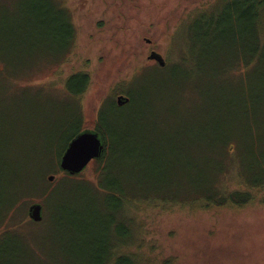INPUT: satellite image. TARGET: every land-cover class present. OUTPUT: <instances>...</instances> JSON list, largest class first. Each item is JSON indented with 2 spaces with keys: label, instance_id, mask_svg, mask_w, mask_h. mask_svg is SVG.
<instances>
[{
  "label": "rangeland",
  "instance_id": "obj_1",
  "mask_svg": "<svg viewBox=\"0 0 264 264\" xmlns=\"http://www.w3.org/2000/svg\"><path fill=\"white\" fill-rule=\"evenodd\" d=\"M37 1L74 24L71 49L32 17ZM217 1L0 0V264H78L118 216L99 187L131 196L134 251L146 259L264 264V194L244 205L205 198L231 164L225 141L239 143L240 173L251 149L264 160V95L253 87L264 67L237 63L214 31L207 39L200 14ZM76 73L90 79L79 95L67 83ZM80 120L102 122V133H81L109 150L68 180L60 155ZM36 204L40 222L29 218Z\"/></svg>",
  "mask_w": 264,
  "mask_h": 264
},
{
  "label": "trees",
  "instance_id": "obj_2",
  "mask_svg": "<svg viewBox=\"0 0 264 264\" xmlns=\"http://www.w3.org/2000/svg\"><path fill=\"white\" fill-rule=\"evenodd\" d=\"M36 9H33L32 17L40 22L42 25H49L48 33L54 28V31L51 33L53 37L59 39L63 45L67 43L70 39L69 47L66 49H71L73 47V40L76 38V28L72 22L68 25L65 23L64 17L61 14L57 13L51 5L48 3H40L37 1ZM59 7H61L58 4ZM209 11H202L200 16L203 18L200 21L206 26V34L208 39V34L210 32H215L217 39L224 42L223 47L235 48L239 53L236 54L237 63H242L252 66L257 64L264 67V0H218L215 5L208 7ZM31 17V15H30ZM74 28H73V27ZM64 29V31L58 32L59 30ZM62 35V36H61ZM255 79V78H254ZM264 81V78H262ZM253 87H258L259 90L262 89L264 95V82L262 80L259 82L258 79H255ZM67 83L70 84L69 91L70 93H76L79 95L90 85V79L88 74L85 73H76L75 76L72 75ZM252 85V84H251ZM255 107L256 102L252 98L249 102L245 103V109L249 111V117L246 116V130L245 134H249L250 143L253 142L251 135L253 136V121H255ZM252 113V116L250 115ZM249 121L251 122L250 124ZM250 126V127H249ZM95 131L102 133L103 127L102 122L96 123L92 127L83 126L82 120L79 121L75 133L71 136L69 141L66 144V147L62 150L60 159L67 149L69 143L79 136L83 131ZM249 132V133H248ZM257 137V136H256ZM224 143V142H222ZM236 139L225 141L224 145H227V151L231 156L229 158L230 166L223 169L221 177L216 180V189L213 190V193H208L205 195L207 205L215 206H225L226 204H238L244 205L248 204L255 196V193L264 194V160L259 157V154L254 150L249 151V155L253 158L254 162L251 166L249 157L246 159L248 166L246 170H242L241 173L237 166L234 164L237 161L233 157L236 147L238 145ZM107 142H104V152L103 155L95 160L101 162L105 157L106 150L109 146ZM252 146V144H251ZM108 158V156H107ZM249 159V160H248ZM107 161V160H106ZM105 162L104 165H106ZM61 170V169H60ZM105 171V166L100 171V175ZM62 173L66 174L65 179L75 180L74 176L69 173H65L61 170ZM229 172L231 177L228 178ZM249 177H246V176ZM238 178L239 180L235 185H231V180ZM82 182V181H79ZM233 186V188H230ZM101 192L111 195L114 194L117 198H114V208L118 216L111 220L107 225L100 227L97 239L95 242L89 244V253L87 257L81 258L78 260V264H173V260L165 259L160 261H154V259H146L140 253L134 251V246L137 244L136 238L139 235L135 223L133 221L131 212L134 205H131L130 197L123 191L117 192L115 188L109 187L103 189ZM218 188V189H217ZM117 193H116V192ZM222 193V194H221ZM219 194H221L219 196ZM219 196V198H217ZM179 204V203H178ZM115 211V212H116ZM121 217V218H120ZM84 225H80L81 230ZM80 230V231H81ZM141 237V235H139Z\"/></svg>",
  "mask_w": 264,
  "mask_h": 264
},
{
  "label": "water",
  "instance_id": "obj_3",
  "mask_svg": "<svg viewBox=\"0 0 264 264\" xmlns=\"http://www.w3.org/2000/svg\"><path fill=\"white\" fill-rule=\"evenodd\" d=\"M149 59H155L160 64H164L158 54L152 53ZM120 105L128 103L129 99L119 96L117 99ZM104 152V142L97 133L85 132L74 138L68 145L60 159V169L71 175L81 174L93 160L99 159ZM54 177L50 176L49 181ZM29 217L34 222L42 220V206L33 205L29 209Z\"/></svg>",
  "mask_w": 264,
  "mask_h": 264
},
{
  "label": "flooded vegetation",
  "instance_id": "obj_4",
  "mask_svg": "<svg viewBox=\"0 0 264 264\" xmlns=\"http://www.w3.org/2000/svg\"><path fill=\"white\" fill-rule=\"evenodd\" d=\"M155 54V53H154ZM150 60H153V61H156L155 59H150ZM157 62V61H156ZM158 66L159 67H165L166 66V64L164 63V64H160L159 62H158ZM70 77H72V76H70ZM70 77L68 78V81H69V79H70ZM94 161V160H93ZM93 161H91V162H93ZM43 206H42V220L41 221H43ZM30 218V217H29Z\"/></svg>",
  "mask_w": 264,
  "mask_h": 264
}]
</instances>
